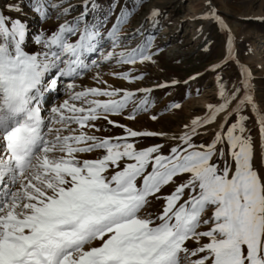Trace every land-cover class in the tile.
I'll list each match as a JSON object with an SVG mask.
<instances>
[{
	"label": "snow or ice",
	"instance_id": "obj_1",
	"mask_svg": "<svg viewBox=\"0 0 264 264\" xmlns=\"http://www.w3.org/2000/svg\"><path fill=\"white\" fill-rule=\"evenodd\" d=\"M28 2L42 23H59L36 34L30 51L28 24L0 11V264H264V171L242 113L250 105L257 115L262 152L264 114L247 69L242 98L220 84L221 102L169 138L177 143L142 147L166 133L111 117L147 112L151 89L113 87L99 68L151 62L153 38L129 47L121 37L127 9L105 33L104 21L88 20L95 0H83L82 10L71 0ZM89 73L102 86L77 83ZM61 88L66 98L46 109L47 95ZM218 117L211 138L196 143ZM98 121L122 134L96 135L111 130Z\"/></svg>",
	"mask_w": 264,
	"mask_h": 264
},
{
	"label": "rangeland",
	"instance_id": "obj_2",
	"mask_svg": "<svg viewBox=\"0 0 264 264\" xmlns=\"http://www.w3.org/2000/svg\"><path fill=\"white\" fill-rule=\"evenodd\" d=\"M71 2L81 9L83 0ZM12 3H17L22 11L8 13V6ZM95 3L97 9L94 13L90 12L88 20L104 21L105 33L116 22L121 10L127 9L132 15L124 25L121 37L128 42L129 47L137 46L148 37L153 38L149 50L151 62L137 63L134 66L103 64L99 68L103 79L113 87L132 91L151 89L150 94H147L150 101L147 112H141L135 120H126L122 116L111 117L134 130L166 133L164 138H143L139 146L160 143L167 150L177 143L178 141L169 138L182 134L184 126L193 119L205 117L209 105L216 106L221 102L220 84L224 85L228 93L240 89L239 96L242 98L243 69L251 74L252 96L256 108L264 114V0H95ZM153 10L160 13L155 22L150 19ZM0 11L28 24L26 48L30 51L38 47L33 41L36 34L42 30L53 31L59 23L55 19L42 23L31 11L28 0H0ZM213 14L222 23L211 18ZM133 35L135 39H131ZM129 71L133 76L143 78L129 83L110 75L113 72ZM93 74L89 73L77 83L84 87L102 86L94 83ZM138 95L143 97L145 94ZM64 98L63 88L49 93L44 107L47 109ZM235 103L234 101L233 104ZM174 104H179L180 107H171ZM242 114L248 117L245 122L248 130L246 134L252 136L256 146V168L264 171L258 117L250 105L244 108ZM153 115L157 119L152 120L150 117ZM234 119V116L229 117L230 121ZM219 122L220 117L217 118V124L209 125L206 130L202 129L201 132L206 134L195 137V142L209 140ZM97 123L111 130L96 135L122 134V129L105 125L103 121Z\"/></svg>",
	"mask_w": 264,
	"mask_h": 264
},
{
	"label": "bare ground",
	"instance_id": "obj_3",
	"mask_svg": "<svg viewBox=\"0 0 264 264\" xmlns=\"http://www.w3.org/2000/svg\"><path fill=\"white\" fill-rule=\"evenodd\" d=\"M257 107V106H256ZM258 109V108H257Z\"/></svg>",
	"mask_w": 264,
	"mask_h": 264
}]
</instances>
